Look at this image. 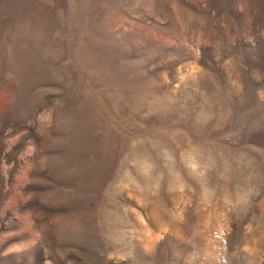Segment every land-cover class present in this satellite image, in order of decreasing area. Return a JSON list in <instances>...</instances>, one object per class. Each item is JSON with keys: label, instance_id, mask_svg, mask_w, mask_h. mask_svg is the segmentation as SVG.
Returning a JSON list of instances; mask_svg holds the SVG:
<instances>
[{"label": "rangeland", "instance_id": "obj_1", "mask_svg": "<svg viewBox=\"0 0 264 264\" xmlns=\"http://www.w3.org/2000/svg\"><path fill=\"white\" fill-rule=\"evenodd\" d=\"M0 264H264V0H0Z\"/></svg>", "mask_w": 264, "mask_h": 264}]
</instances>
